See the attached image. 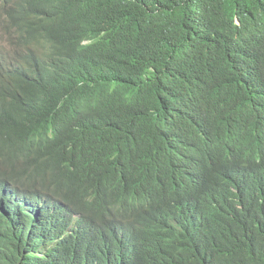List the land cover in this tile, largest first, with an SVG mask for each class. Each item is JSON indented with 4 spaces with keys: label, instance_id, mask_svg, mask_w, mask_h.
I'll return each instance as SVG.
<instances>
[{
    "label": "trees",
    "instance_id": "16d2710c",
    "mask_svg": "<svg viewBox=\"0 0 264 264\" xmlns=\"http://www.w3.org/2000/svg\"><path fill=\"white\" fill-rule=\"evenodd\" d=\"M75 1H83V8L89 0ZM92 1L100 6L86 8L84 16L81 7L61 9L78 13L60 17L64 29L58 35L66 43L52 57L58 70L67 73V81L58 86L43 81L39 86L48 88L51 101L66 98L65 103H75L83 113L57 127L47 141L60 146L72 142L70 164L87 178L71 185L83 192L82 185L97 181L104 167L95 156L91 160L84 154L86 141L96 143L89 148L93 155H107L108 171L118 161L146 166L154 154L160 172L151 166L160 184L166 182L167 175H162L169 166L182 162L202 184L188 201L173 198L165 218L157 202L140 204L134 211L96 212L91 216L104 215L111 231L101 235L103 241L91 239V229L78 232L69 237L72 250H82L75 253L85 264H104L134 245L168 251L172 264H264V157H259L260 150L264 153V0ZM40 2L54 18L55 0ZM229 43L235 49L231 58L215 68ZM173 52L191 57L198 68L194 76L220 71L206 102H214L209 112L222 127L224 143H202L198 130L156 117L159 112L166 117L179 114L164 105L158 97L162 92L187 90L163 70ZM21 92L25 102L17 91H0L3 100L13 99L4 103L0 98V113L19 109L32 115L41 109L44 103L34 105L32 87ZM94 104H102L100 112L84 114ZM137 138L144 147L130 152ZM177 141L188 145V155L171 149ZM75 169L60 174L56 186L64 187L56 190L41 181L19 187L8 176L10 171L0 172V264H71L74 255L61 243L47 253L41 250L52 239L51 231L80 211L66 192ZM52 185L50 177L48 187ZM178 205L188 206V224ZM195 209L200 214H194ZM203 213L210 214V222L198 227L196 219L199 222ZM113 217L119 221L112 223ZM134 221L148 227L134 226Z\"/></svg>",
    "mask_w": 264,
    "mask_h": 264
},
{
    "label": "clouds",
    "instance_id": "9594fccd",
    "mask_svg": "<svg viewBox=\"0 0 264 264\" xmlns=\"http://www.w3.org/2000/svg\"><path fill=\"white\" fill-rule=\"evenodd\" d=\"M82 3L83 1L55 0L56 16L50 19L40 0H0V91L4 89L17 91L21 93L20 100L25 102L27 97L21 91L32 87L35 94L34 105L44 103L41 109L32 115H25L19 109L4 110L0 113V172L9 173L10 171L8 176H11V180L13 179L19 187H28L30 184L41 181L46 188L56 190V188L64 187L56 186V180L60 174L69 171L70 168L75 169L69 161L72 142L66 140L64 146H60L59 143L49 145L47 141L54 136L57 127L65 125V121L83 113L77 111L75 103H65L66 98L51 101L48 88L39 86L43 81H49L54 86L66 83L67 73L58 70L52 57L55 56L58 48L66 43L58 35L59 31L64 29L60 17L67 15L73 17L78 13L66 14L61 12V9L68 7L70 10H78V7H81V14L84 16L86 8L100 6L99 1L89 0L82 8ZM68 26H74V23H69ZM87 42V40H81L80 44H87ZM234 50L233 43H229L222 54L221 62L215 68L222 67V63L231 58ZM194 64L196 63L190 56L179 52H173L165 61L163 70L169 74L172 73L171 76L175 81L185 85L187 90L180 91L172 87L162 92L158 97L162 99L164 105L172 112L178 110L179 114L166 117L159 112L156 117L173 125H187L188 131L190 128L198 130V137L204 139L201 140L202 143L205 140L210 143H224L222 127L219 126L215 116L209 112L214 109V102L210 105L206 102L220 71L213 70L205 78L194 76L198 69ZM0 98L4 103L13 100ZM101 107L102 104H94L84 114L100 112ZM97 117L90 121L95 122ZM228 133L229 138L232 137L233 132ZM36 145L39 147L35 148ZM94 145L96 143L86 141L83 146L84 154H89L90 156L87 157L91 160H94L95 156L96 162L106 167L107 155H93L90 152L89 148ZM143 147L144 141L137 138V143L133 145L130 152H137ZM176 147L184 155H188L186 143L177 141L172 144L171 149ZM148 152L150 155V150ZM232 152L235 151H230L228 154ZM259 157H264L262 150L259 152ZM28 161H31L30 165L25 166L23 163ZM135 162L118 161L109 171L107 167H101L96 175L97 181L87 180L82 185L83 192L73 187L71 183L86 179L87 174L75 169L66 192L80 211L72 213L66 225L58 226L51 231L52 239L48 243L46 241L47 244L43 246L42 253H47L52 248H59L61 243L66 252L74 255L70 259L71 264L75 262L85 264L87 261L75 253L82 250L75 247L73 251L69 237L78 232H89L88 229H91L88 236L91 239L103 241L101 235L105 231H111L104 215H91L99 211H134L140 204L151 205L157 202L162 206L160 216L165 218L173 198L188 201V195L202 184L193 170H189L183 162L169 166L162 175H167L166 182L162 181L161 184L152 170L154 167L160 172L158 169L160 159L153 154L147 160L146 166H133ZM50 177L54 179V185L48 187ZM94 182H97L99 188H95L98 186ZM178 206L182 208L184 221L188 224L190 219L188 206ZM137 213L134 212V214ZM194 214L200 213L195 209ZM202 215L200 224L198 218L196 219L198 227L210 222V214ZM118 221V218L113 217L112 223ZM132 223L134 226H140L141 222ZM141 224L144 228L148 227L146 223ZM124 225L127 227V224ZM170 256H172L171 253L165 250H148L134 245L127 248L124 254H118L113 259L103 262L104 264H172L168 260ZM120 259L122 260L117 261Z\"/></svg>",
    "mask_w": 264,
    "mask_h": 264
}]
</instances>
